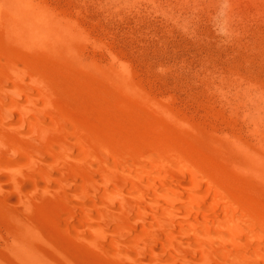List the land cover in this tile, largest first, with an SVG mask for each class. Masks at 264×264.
<instances>
[{"label": "rangeland", "instance_id": "374dc122", "mask_svg": "<svg viewBox=\"0 0 264 264\" xmlns=\"http://www.w3.org/2000/svg\"><path fill=\"white\" fill-rule=\"evenodd\" d=\"M16 7L24 13L42 12L51 22L48 35L37 29L34 37L45 38L48 43L46 51L38 49L35 52L47 58L51 56L49 62H54L55 66L51 64L50 67L56 69L59 76V87H55L58 83L54 80L56 84L51 101L57 107H69L73 121L92 122L97 116L105 117L103 113L108 110L106 113L112 123L124 127L125 132H135L133 117H136L142 131L152 135L157 133L155 124L161 123L167 130L195 144L200 151L198 154L210 165L207 166L211 172L216 168V172H226L235 164L232 168L243 174L239 176L247 194H252L255 199L258 197L256 200L264 206V171L263 175L258 173L262 169L260 167L264 168V149L261 148L264 147V0H17ZM81 51L85 53V59ZM18 69L35 76L31 88L37 95V102L36 105L26 103L28 111L35 112L37 107L46 110L48 104L39 92L36 73L23 67ZM121 72L123 78L131 77V83L128 82L130 87L126 86V78L125 83L117 75ZM125 86L128 87L127 92L123 90ZM136 86L141 92H135ZM142 88L147 91H144L145 94ZM16 91V94H6L8 103L14 109L22 103L19 89ZM101 104L103 113L98 108ZM170 111L176 112H173L175 115ZM15 115L21 119L18 114ZM50 125V128L53 125L51 131L54 134L57 127L53 123ZM27 127L16 124L15 129H8L6 133L11 141L18 140L35 151L32 141L39 138V134L32 133L31 127ZM214 131H217L216 134ZM137 132L133 134L142 133ZM88 135L89 141L91 138ZM216 135L222 137L218 139L220 136ZM219 140L223 142L219 144ZM245 141L252 145L246 147ZM73 143V140L64 139L68 150H72L70 154L84 157L79 148L73 147ZM235 144L239 147L232 146ZM228 148L235 151L234 155ZM55 149L58 152V147ZM7 150L15 164L25 167L30 163L26 159L28 152L22 151L20 155L23 158L19 157L10 143ZM227 154L230 156L228 159L236 157L226 160ZM237 157L240 159L237 166L236 163L232 165ZM77 161H71V166L82 170L84 166ZM225 161L228 168L222 167ZM245 162L252 163L250 166L246 164L249 167L246 166L247 171L243 170ZM46 165V169H53ZM251 168H258V172ZM27 173L26 184L36 176L39 178L34 170ZM93 174L83 179L87 183L82 184L86 186L89 181L86 188L103 190V187L99 188V181H95L101 177L100 173ZM13 178L17 177L0 172L2 181ZM61 185L60 180H54L46 185L44 191L30 186L32 191L29 192L32 193L28 192L30 196L26 193V197L32 211H35V223L23 206L9 204V199L18 195L17 188L4 184V191L0 192V264H115L110 256L99 251L95 243L81 240L75 232L74 236L73 231L67 229L66 221L82 224L88 215L72 208L71 203L76 201L72 195L73 188H62ZM51 186L54 190L49 188ZM127 196V200H133ZM151 196L159 200L155 195ZM3 201L8 204L4 205ZM94 209L101 216V212ZM25 214L27 218H24ZM25 221L33 230H21L19 224ZM132 227L141 233L139 225L133 224ZM62 228H66L68 233ZM15 232L19 236H13ZM217 251L221 254V249Z\"/></svg>", "mask_w": 264, "mask_h": 264}, {"label": "bare ground", "instance_id": "6f19581e", "mask_svg": "<svg viewBox=\"0 0 264 264\" xmlns=\"http://www.w3.org/2000/svg\"><path fill=\"white\" fill-rule=\"evenodd\" d=\"M16 5L17 0H0V172L17 177L6 181L0 179V192L4 191L3 186L6 184L17 188L18 193V195L13 194L15 196L9 199V204L16 205L18 203L23 206L35 222L37 220L34 215L35 211H32L29 198L26 197V193L31 190L30 186L33 185L36 189L40 188L44 191L46 185L51 184L54 180H60L62 188L72 187L74 190H72V195L76 201L70 202L72 208L88 215L85 219L87 223L66 221L69 226L67 229L72 230L74 236L76 233L81 240L95 243L99 251L110 256L115 264H264V206L256 200L258 197L255 199L251 197L252 194L250 196L249 193L247 194L241 176H239L242 173L237 172L236 168L233 169L235 167V164L232 166L233 163H236L237 166L238 160L241 159L240 156V159L237 157V161H232L233 168H231L233 170L229 168L226 172H216V168L213 169L214 172H211V168H208L210 165L206 164L198 154L199 148L197 151L195 144L193 145L184 137H180L181 135L179 136L178 133L176 135L173 130V132L169 131L170 129L167 130L161 123L155 124L157 125L155 135L144 132L136 117H133V128L135 132L141 131L142 133L137 132L140 134L138 135L133 134L135 132H125L124 127L115 126L112 123L105 107L106 111L103 113V107H101L103 104L98 108H101L105 117L97 116L92 122L73 121L69 114V107L60 108L51 101L55 91L54 86L58 83L59 78L56 69L50 67L54 63L49 62L51 56L48 59L45 55L35 52L38 49L45 50L48 46L44 37L34 38L37 29L48 35V31L50 32V28H52L51 22L42 12L24 13L17 10ZM54 25L60 29L58 25ZM52 49L56 50L54 47ZM81 54L83 55L81 57L85 59V53L83 54L81 51ZM52 65L55 66V64ZM18 67L36 73L39 92L48 104L46 110L37 107L35 112L28 111L26 103L30 102L36 105L37 102V95L31 88L35 76L28 72H21ZM117 75L122 77V72ZM133 76L132 78L135 79ZM119 77L117 79L121 78ZM125 78L121 81L123 82L125 79L127 84L131 83L129 81L131 77L126 76ZM135 83L139 84V82ZM58 85L59 83L55 87L57 88ZM126 86L125 89H122L126 90L128 88ZM136 87H134L135 92L136 90L140 91L139 86L137 89ZM17 88L22 103H19L14 109L8 103L6 94H16ZM130 91L133 90L130 89ZM146 96L149 97L148 94ZM125 97L127 98L126 95ZM124 101L126 100L124 99ZM153 101L156 100L153 99ZM164 106L166 107V105ZM98 111L100 112V109ZM15 114H18L17 116L21 119H17ZM50 123L58 128H54L56 130L54 134L52 133L53 125L50 128ZM16 124H21L22 128L31 127L32 133L39 134V138L32 141L35 151L29 145L21 144L18 140H10L6 131L13 130ZM86 135L90 136L89 141ZM135 136L138 142L134 139ZM223 137L224 140L226 137ZM64 139H69L71 142L73 140L75 143H73L75 145L73 147L79 148L84 157L81 158V154L78 155L79 157L70 154L72 150H68ZM132 140L136 142L132 143ZM245 140L247 141V139ZM246 141L247 147L251 143L248 144ZM217 142L221 144L223 141ZM242 142L244 141L242 140ZM8 143L12 144V149L18 152L19 157L23 158V155H20L22 151L28 152L29 157L26 159L28 162L30 161L31 165L23 167L18 162L15 164V161L10 160L7 150ZM230 143L232 142L230 141ZM234 143L236 142L232 144ZM236 145L238 146V144L232 146ZM55 146L58 147V152ZM261 148L264 149V147ZM230 151L225 150L229 155ZM14 154L16 155V153ZM229 155L226 160L231 156ZM245 157L248 160L249 157ZM41 158L44 160L41 161ZM74 160H79L77 162L82 163L84 168L79 170L71 166V161ZM250 163L245 162L243 170L247 171L246 168L250 166ZM44 164L50 165L53 169H46ZM223 164H221L222 167L226 165V161ZM228 166L230 167V164ZM260 168L262 169L259 172L255 168L253 170L251 168V170L261 174L264 168ZM28 170H34L39 176V178L36 176L37 179H30L32 184L25 182ZM93 172L100 173L99 177H101L95 181H99L100 187H98H103V190L86 188L87 185L89 186V181L86 186L84 185L87 181L85 183L83 179H87ZM251 174L253 175V173ZM262 175L259 177L261 178ZM93 178L95 179V177ZM80 181L81 184L84 182L83 186ZM7 193L9 194V192ZM29 193L27 196H30ZM152 194L159 200L153 198ZM127 195L133 200H127ZM94 207L101 212V216L95 213ZM24 218H27V215ZM25 222L19 224L21 230L26 232L33 230L27 221ZM156 223H159V229ZM133 224L140 226L141 229L138 228L141 233L132 227ZM161 225L162 228H160ZM16 234L15 232L13 236ZM180 234L184 239H180ZM17 236L19 235L17 234ZM161 245H163V249H161ZM220 249L221 254H218L217 250ZM29 252L31 251L29 250ZM41 254L43 253L41 252Z\"/></svg>", "mask_w": 264, "mask_h": 264}]
</instances>
